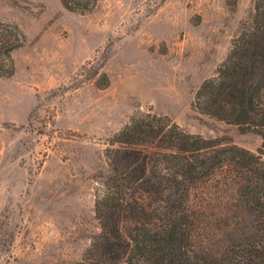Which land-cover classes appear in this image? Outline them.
Here are the masks:
<instances>
[{
    "label": "rangeland",
    "instance_id": "rangeland-1",
    "mask_svg": "<svg viewBox=\"0 0 264 264\" xmlns=\"http://www.w3.org/2000/svg\"><path fill=\"white\" fill-rule=\"evenodd\" d=\"M253 0H0L27 37L0 77V264H81L101 227L95 190L132 116L257 152L262 138L198 111L195 96L248 23Z\"/></svg>",
    "mask_w": 264,
    "mask_h": 264
},
{
    "label": "trees",
    "instance_id": "trees-1",
    "mask_svg": "<svg viewBox=\"0 0 264 264\" xmlns=\"http://www.w3.org/2000/svg\"><path fill=\"white\" fill-rule=\"evenodd\" d=\"M99 0H61L88 13ZM27 37L0 18V77ZM195 108L262 138L253 152L140 112L109 141L95 190L101 232L81 264H264V0L233 39Z\"/></svg>",
    "mask_w": 264,
    "mask_h": 264
}]
</instances>
